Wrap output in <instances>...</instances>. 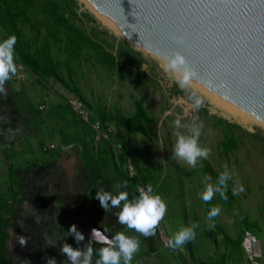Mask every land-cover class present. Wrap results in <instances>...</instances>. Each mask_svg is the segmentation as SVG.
<instances>
[{"label": "rangeland", "instance_id": "374dc122", "mask_svg": "<svg viewBox=\"0 0 264 264\" xmlns=\"http://www.w3.org/2000/svg\"><path fill=\"white\" fill-rule=\"evenodd\" d=\"M76 2L77 15L70 17L72 21L112 52L119 65L131 68L132 75L120 78L115 69L100 64L96 54L89 49L82 52L79 59L68 61L73 70L70 78L62 65L61 73L68 86L52 77L46 83L40 82L33 73L16 63L17 74L7 82L9 87L23 91V94L19 101L10 95L6 113L0 116L3 126L0 130L1 212L16 211L20 228L14 234L10 230V264H45V256L56 257L57 264L65 259L60 253L59 242L56 247H50L45 236L54 241L66 237V242L76 247L67 231L72 224L80 231V218L70 205L72 198L79 194L83 196L80 195L79 205L84 212L110 235L123 231L129 236H138L140 250L134 255L132 264H252L250 251L243 245L246 237L257 241L260 256L254 260L264 264V128L254 122L241 123L189 85L190 90L205 101L202 108L208 114L201 115L200 110L197 112L192 107L188 92L176 83V75L163 71L164 60L131 43L84 2ZM42 3L43 0L34 1L30 9L33 16H38ZM24 33L27 38L33 35L28 26ZM7 37L0 27V40ZM121 44L125 62L118 56ZM59 46H53L52 52L62 62L66 55L60 50L62 44ZM172 88L183 94H172ZM71 99H77L88 108L90 120L98 122L102 131L111 129L108 138L113 144L117 164L128 175L129 199L138 196L140 188L151 185L166 202L168 211L157 228V238H145L119 224L114 215L119 209L105 213L99 201L94 205L89 201L79 145L63 144L69 135L88 139L82 120L79 121L69 107ZM134 99L142 102L149 115L146 134L126 133L113 120L102 125L99 120L102 113L112 117L120 110L125 115H132ZM197 116L203 123L199 143L210 148L211 155L202 161V168L193 170L173 155L176 141L173 121L179 117L182 124H189ZM212 116L242 128L236 131L241 136L238 148L228 155L220 146L224 138L223 125L215 126ZM246 131L252 134L248 135ZM91 133L97 142L95 132ZM205 162L217 173H206L213 181L223 171L221 166L227 164L238 176L244 191L233 195L235 185L229 181L227 201L217 194L210 203H205L200 198L205 174L201 169ZM32 163H36V169H29L18 177L17 168ZM111 176L113 173L104 169L99 185L115 194V186L119 183L110 179ZM21 180L23 183L19 186ZM18 189L19 201L15 194ZM216 205L221 206V212L214 218L215 227L209 230L207 215ZM194 221L200 223L195 240L180 249L169 248L167 241L181 224L189 226ZM21 238L27 243L22 244ZM95 260L94 253L93 264Z\"/></svg>", "mask_w": 264, "mask_h": 264}, {"label": "water", "instance_id": "95a60500", "mask_svg": "<svg viewBox=\"0 0 264 264\" xmlns=\"http://www.w3.org/2000/svg\"><path fill=\"white\" fill-rule=\"evenodd\" d=\"M85 2L164 61L180 52L194 80L264 120V0ZM77 210L85 238L93 228L112 237Z\"/></svg>", "mask_w": 264, "mask_h": 264}, {"label": "trees", "instance_id": "16d2710c", "mask_svg": "<svg viewBox=\"0 0 264 264\" xmlns=\"http://www.w3.org/2000/svg\"><path fill=\"white\" fill-rule=\"evenodd\" d=\"M35 0H0V27L9 35H15L17 42L15 45L16 63L21 64L29 72L33 73L36 78L43 83H46L51 77L60 81L63 85L68 86V83L61 73V67L64 66L68 77H71L73 72L69 65V60L79 59L82 52L89 49L92 50L97 57V60L107 69H115L120 78L131 76V68L119 65L117 57L102 45L97 39L93 38L88 32L81 29L72 19L73 15H77L75 6L76 0H43L39 6L38 16H33L30 9L33 7ZM25 26H28L33 33L27 38L24 33ZM42 30L44 35L42 36ZM66 55V60L59 61L53 55L52 48L56 46ZM119 46L118 56L125 60ZM139 59V57H137ZM125 62V61H124ZM8 82L5 84L6 94L0 93V116L6 113L8 106V97L14 95V98L20 100L23 91L16 90ZM11 92V93H10ZM172 94H183L178 89L172 88ZM134 113L132 115H125L120 110H117L115 115L110 117L108 113H102L99 120L102 125L109 120H113L115 124L126 133L141 132L146 134L149 123V115L143 107L139 99H134ZM71 111V110H69ZM72 112V111H71ZM208 111L204 108L200 109L201 115H207ZM75 116V115H74ZM92 120L95 118L91 116ZM74 118V117H73ZM215 119L214 125H223L222 133L223 140L220 141L221 150L225 155L238 148L241 136L236 133L237 130L242 129L239 124L230 122L224 118L212 116ZM76 119V117L74 118ZM81 121L79 118H77ZM76 119V120H77ZM86 128L87 141L81 136H70L64 141V145L77 143L79 145V152L83 161V169L86 178V190L88 198L91 203H96L95 188L100 186L99 180L102 176L103 170L106 169L113 173L110 179L117 183H122L128 178L126 173L121 171L117 164L114 147L111 141L101 137L97 142L94 141L92 129L84 121H81ZM3 129L0 121V130ZM246 134L252 133L246 131ZM36 163L27 164L17 168L18 177L22 176L24 172L29 169H36ZM203 173L217 174L208 162H205ZM40 177V176H39ZM22 185V180L19 181ZM106 190V189H105ZM130 186L128 184L127 191L130 194ZM108 191V190H107ZM17 201L19 196V189L15 192ZM74 207L75 212L78 210ZM3 206L0 203V264H10L9 241L11 233H18L20 228L17 223L18 214L14 210L7 213L1 212ZM78 214V213H77ZM155 237L157 238V229ZM159 240V239H158ZM85 243H91L95 252L104 245L101 243H94L85 239ZM98 256V255H97Z\"/></svg>", "mask_w": 264, "mask_h": 264}, {"label": "clouds", "instance_id": "9594fccd", "mask_svg": "<svg viewBox=\"0 0 264 264\" xmlns=\"http://www.w3.org/2000/svg\"><path fill=\"white\" fill-rule=\"evenodd\" d=\"M17 37L9 35L6 39L0 40V93L6 94L5 84L12 77L16 76L18 66L16 64L15 45ZM165 73L175 74L176 83L182 90L188 92V99L192 102V107L198 112L205 105L203 97L195 91L190 90L189 85L192 83L196 72L189 66L186 58L178 51H173L162 64ZM176 137L173 155L180 161L186 163L191 169L198 170L202 168V161L207 160L211 155V149L203 147L199 143V138L203 128V123L199 117H194L189 124H182L181 119L177 117L173 121ZM185 129L186 131H182ZM223 171L219 173L215 181L213 177L204 174V188L200 198L205 203H210L214 197L219 194L223 201H227V192L229 181L234 182L233 195H239L244 191L243 184L235 176L227 164L221 166ZM115 194L105 190L102 184L95 188V198L99 201L100 207L104 212H110L112 209H119L114 215L119 224L132 229L145 238L153 237L156 229L164 220L168 211L167 204L161 195L156 194L151 185L140 188L139 195L129 199L127 191L128 181L125 180L116 186ZM221 212V206H213L207 215L209 230L215 227L214 218ZM58 215V213H57ZM200 227L198 221L190 222L189 226H181L168 239L167 246L173 250L180 249L189 241L196 238V229ZM68 236L74 239L76 247L66 242V237L51 240L45 236L46 243L50 247H56L60 244V253L65 259L59 264H93L94 248L91 243H85V236L78 230L75 224L69 226ZM90 239L95 240L104 246L98 250V259L95 264H132L134 255L140 250V240L138 236H129L125 232H117L109 238L97 228L91 229ZM22 244L27 240L21 238ZM45 264H57L56 257L45 256ZM30 264V262H29Z\"/></svg>", "mask_w": 264, "mask_h": 264}, {"label": "bare ground", "instance_id": "6f19581e", "mask_svg": "<svg viewBox=\"0 0 264 264\" xmlns=\"http://www.w3.org/2000/svg\"><path fill=\"white\" fill-rule=\"evenodd\" d=\"M80 1L84 2L92 12L96 13L100 18H102L103 20H105L113 29H115L117 32L122 33L123 35H125V37H127V39L131 43H133L135 45H138L141 49H147V50H149L145 45L143 46L142 44H140L136 40L132 39V37H130L129 35H127V33L124 30H122L121 27H119L116 24L110 22L109 20L105 19L100 14H98L97 12H95L85 2V0H80ZM153 54H155L158 57H160L156 53H153ZM190 86H192V88H194L195 90L199 91L200 93H203V94L207 95L211 100H214L213 103L216 106L220 107L222 110H224L228 114L232 115L234 118H236V120L240 121L241 123L247 124L249 122H252V123L254 122V123H257V124L261 125L264 128V120H262V119H260V118H258L256 116L248 113L247 111H245L242 108L238 107L234 103L230 102L229 100L223 98L222 96H220L217 93L213 92L212 90L208 89L207 87H205L201 83L197 82L196 80L193 79V81L190 84Z\"/></svg>", "mask_w": 264, "mask_h": 264}, {"label": "built area", "instance_id": "2783aa9c", "mask_svg": "<svg viewBox=\"0 0 264 264\" xmlns=\"http://www.w3.org/2000/svg\"><path fill=\"white\" fill-rule=\"evenodd\" d=\"M69 107L80 120L89 124L92 131L95 132V136L98 140L101 137H104L107 140H109L108 133L111 129L107 128L106 130L103 129L102 131L98 122H92L90 120V112L83 103H81L77 99H71L69 101ZM129 168L130 169L132 168L131 164H129ZM243 245L248 252L249 251L251 252V253L249 252V254H250V258L252 259V264H258L254 260L255 258H258L260 256V248L258 246L257 241L254 238L246 237L245 240L243 241Z\"/></svg>", "mask_w": 264, "mask_h": 264}, {"label": "crops", "instance_id": "0c3cea01", "mask_svg": "<svg viewBox=\"0 0 264 264\" xmlns=\"http://www.w3.org/2000/svg\"><path fill=\"white\" fill-rule=\"evenodd\" d=\"M107 190V189H106ZM88 194V193H87ZM80 195L81 194H79L78 196H76V197H73L72 198V201H71V204L70 205H73V206H75V208H80V209H82L83 211H85L84 209H83V207L82 206H80L79 205V199H80ZM82 196V195H81ZM83 197V196H82ZM58 199V198H57ZM89 199V198H88ZM90 201V200H89ZM98 201V200H97ZM97 203V202H96ZM95 203V204H96ZM93 205H94V203H92ZM68 206V205H67ZM78 213V216H79V212H77ZM76 213V214H77ZM86 213V212H85ZM79 218H80V216H79ZM81 221V220H80ZM112 236V235H111ZM85 239H87V238H85ZM89 240V239H88ZM91 241V240H90ZM91 242H94V243H98V242H95V241H91ZM87 244V243H86ZM94 253H95V255H96V259H98V256H97V254H96V252L94 251Z\"/></svg>", "mask_w": 264, "mask_h": 264}]
</instances>
